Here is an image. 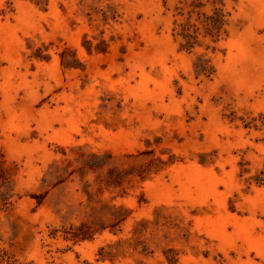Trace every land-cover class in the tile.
<instances>
[{
  "label": "rangeland",
  "instance_id": "1",
  "mask_svg": "<svg viewBox=\"0 0 264 264\" xmlns=\"http://www.w3.org/2000/svg\"><path fill=\"white\" fill-rule=\"evenodd\" d=\"M264 264V0H0V264Z\"/></svg>",
  "mask_w": 264,
  "mask_h": 264
},
{
  "label": "trees",
  "instance_id": "2",
  "mask_svg": "<svg viewBox=\"0 0 264 264\" xmlns=\"http://www.w3.org/2000/svg\"><path fill=\"white\" fill-rule=\"evenodd\" d=\"M87 264H91V263L88 262Z\"/></svg>",
  "mask_w": 264,
  "mask_h": 264
}]
</instances>
